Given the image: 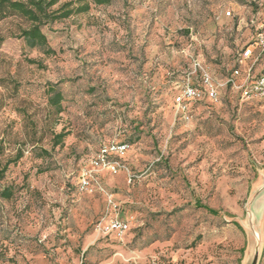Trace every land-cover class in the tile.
<instances>
[{
    "label": "rangeland",
    "instance_id": "obj_1",
    "mask_svg": "<svg viewBox=\"0 0 264 264\" xmlns=\"http://www.w3.org/2000/svg\"><path fill=\"white\" fill-rule=\"evenodd\" d=\"M89 1L45 26L50 54L11 36L17 18L0 21V165L23 151L0 179L13 192L0 195V264H264V101L224 89L187 121L175 104L193 58L230 71L264 4ZM125 140L132 179L88 165L113 201L78 190L81 167ZM117 216L130 229L101 232Z\"/></svg>",
    "mask_w": 264,
    "mask_h": 264
},
{
    "label": "built area",
    "instance_id": "obj_2",
    "mask_svg": "<svg viewBox=\"0 0 264 264\" xmlns=\"http://www.w3.org/2000/svg\"><path fill=\"white\" fill-rule=\"evenodd\" d=\"M259 2L264 4V0H259ZM226 13L227 15L232 14L230 10ZM251 22L256 21L252 19ZM256 29L253 42L243 46L237 52L235 67L223 78L215 77L201 59L193 58L191 69L186 73L184 81L179 84V91L175 96L180 120L191 119L189 111L194 101L205 99L218 101L222 90L227 87L238 92L242 100H264V23H258ZM252 46L254 48H251ZM129 147L130 144L126 142H110L102 145L96 156H92L89 163L81 167L78 176L79 190L86 193L99 190L105 193L112 202V195L97 178L95 169L88 168V165L99 167L113 174L125 171L132 179L131 170L124 162V155ZM99 227L103 233L113 232L122 236L131 226L127 219L117 216L109 218Z\"/></svg>",
    "mask_w": 264,
    "mask_h": 264
},
{
    "label": "trees",
    "instance_id": "obj_3",
    "mask_svg": "<svg viewBox=\"0 0 264 264\" xmlns=\"http://www.w3.org/2000/svg\"><path fill=\"white\" fill-rule=\"evenodd\" d=\"M110 0H94L95 3H106ZM90 9L89 0H0V21L17 18L16 29L11 32V36H16L25 41V43L32 48H39L44 53H54L55 49L49 43L48 36L44 31L45 26L55 21L68 18L74 14L86 12ZM6 36L0 34V44L4 42ZM31 62H36L35 59H30ZM234 66L230 69L229 74ZM224 75V76H225ZM185 77L182 78L184 81ZM226 91H233L230 87L225 89ZM235 92V91H234ZM48 93L50 94L49 103L54 107L56 113L63 111L64 94L57 86L50 85L48 87ZM239 96L240 94L236 92ZM222 95V94H221ZM221 97V96H220ZM205 100L194 101L190 107V115L193 116L196 108ZM251 102H259L264 100H247ZM196 103V104H195ZM195 104V105H194ZM68 132L62 130L60 132H53V145H59L65 135ZM129 143L127 140L119 141ZM45 153H49L48 149H43ZM23 156V151L18 150L16 155L9 158L2 166L0 165V179L4 177V173L8 166L12 162L18 161ZM124 162L127 164L126 159ZM1 163V161H0ZM128 165V164H127ZM81 170V169H80ZM80 173V171H79ZM78 173V176H79ZM78 185V184H77ZM79 190V186H78ZM13 194L12 189L9 186H4L1 189L0 195L2 197L9 198ZM264 257V253H263Z\"/></svg>",
    "mask_w": 264,
    "mask_h": 264
},
{
    "label": "bare ground",
    "instance_id": "obj_4",
    "mask_svg": "<svg viewBox=\"0 0 264 264\" xmlns=\"http://www.w3.org/2000/svg\"><path fill=\"white\" fill-rule=\"evenodd\" d=\"M256 236H258V233H255Z\"/></svg>",
    "mask_w": 264,
    "mask_h": 264
}]
</instances>
